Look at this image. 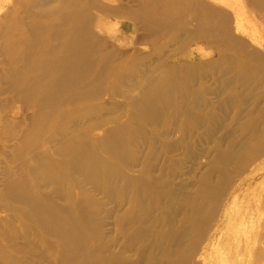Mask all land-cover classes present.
Returning a JSON list of instances; mask_svg holds the SVG:
<instances>
[{
  "label": "rangeland",
  "instance_id": "1",
  "mask_svg": "<svg viewBox=\"0 0 264 264\" xmlns=\"http://www.w3.org/2000/svg\"><path fill=\"white\" fill-rule=\"evenodd\" d=\"M171 263L264 264V0H0V264Z\"/></svg>",
  "mask_w": 264,
  "mask_h": 264
},
{
  "label": "bare ground",
  "instance_id": "2",
  "mask_svg": "<svg viewBox=\"0 0 264 264\" xmlns=\"http://www.w3.org/2000/svg\"><path fill=\"white\" fill-rule=\"evenodd\" d=\"M154 106V105H153ZM156 107H157V105H155ZM159 106V105H158ZM155 110V109H154ZM150 115V114H149ZM121 141V140H120ZM105 142V141H104ZM106 143H109V142H106ZM115 144V143H114ZM112 145V144H111ZM69 147V146H68ZM107 149L111 152V154L113 155V156H119L120 155V153H121V150L123 149V148H121V142H117L115 145H112V146H107ZM248 149V148H247ZM255 149V148H254ZM96 153H98V152H96ZM257 153V152H256ZM96 155V154H95ZM255 155V154H254ZM120 157V156H119ZM90 158V157H89ZM93 158V157H92ZM86 159V158H85ZM88 159V158H87ZM122 160V159H121ZM72 165V164H71ZM104 165V167L105 166H107V165H105V164H103ZM102 164H99V167L100 166H103ZM76 166V165H75ZM80 166V165H79ZM86 166V165H85ZM92 166V165H91ZM72 167V166H71ZM78 169H80L79 167H77ZM111 168V167H110ZM77 169V170H78ZM89 169V168H88ZM91 169H92V167H91ZM97 169V168H96ZM77 170H75V171H77ZM82 170L84 171V169L82 168ZM93 170H95V169H93ZM79 171V170H78ZM97 171V170H96ZM79 172H81V171H79ZM85 172V171H84ZM86 172H88V171H86ZM90 172V171H89ZM86 174V173H85ZM88 174V173H87ZM100 174V173H99ZM95 177H97V176H95ZM93 178V177H92ZM195 209V208H194ZM198 209V208H197ZM199 210V209H198ZM197 210V212H199ZM198 214V213H197ZM137 226V225H136ZM141 229V228H140ZM79 231V230H78ZM140 231V230H139ZM142 231H143V229H142ZM77 238V237H76ZM139 239V238H138ZM70 240V239H69ZM158 241V240H157ZM76 244V243H75ZM171 249V248H170ZM72 250V249H71ZM173 252V251H172ZM171 252V253H172ZM176 253V252H175ZM174 254V253H173ZM183 254V253H182ZM176 256V255H175ZM178 257V256H177ZM181 257V256H180ZM174 261H176V259L174 260ZM173 261V262H174ZM172 262V263H173ZM178 262V261H177ZM66 263V262H65ZM85 263V262H84ZM171 263V264H172ZM176 264V263H175Z\"/></svg>",
  "mask_w": 264,
  "mask_h": 264
}]
</instances>
